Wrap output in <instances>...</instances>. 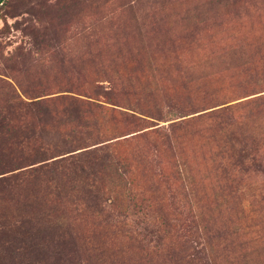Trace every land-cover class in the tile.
Wrapping results in <instances>:
<instances>
[{"label":"rangeland","instance_id":"374dc122","mask_svg":"<svg viewBox=\"0 0 264 264\" xmlns=\"http://www.w3.org/2000/svg\"><path fill=\"white\" fill-rule=\"evenodd\" d=\"M228 2L2 0L0 264H264V0Z\"/></svg>","mask_w":264,"mask_h":264},{"label":"trees","instance_id":"16d2710c","mask_svg":"<svg viewBox=\"0 0 264 264\" xmlns=\"http://www.w3.org/2000/svg\"><path fill=\"white\" fill-rule=\"evenodd\" d=\"M228 4V0H226ZM228 10V11H227ZM226 10V14L229 16L230 14H234L240 18V10L238 12L231 11L230 7ZM245 47L244 45H234L231 47V51L229 53L236 55V54H244L245 53ZM70 104H73V100H69ZM264 104L263 98H255L253 100H249L247 102H244L243 107H260ZM21 105V102H19V106ZM222 106L211 109L205 113H202L201 116L199 115V118L204 119L207 124L211 126H215L216 128L215 131L223 135L225 139V144L224 146L226 147V150L229 151H236L238 144L242 145V148L244 150H248L250 148H254L253 144L255 142V137L251 134H247L246 131H244L243 126H240L241 121L234 119L232 116L234 111L236 110L237 107H241L240 104L235 103V104H227L222 103ZM81 108L83 107L84 112L80 115L79 118L83 119L85 112L87 113H96V115L100 118L103 119H108L110 121H115L118 119H124L128 120L130 123H137L138 118L135 117L133 114H127L124 112H116L113 108H107L104 106H101L99 104H95L92 102H82L80 103ZM81 111V110H80ZM82 117V118H81ZM90 117H87L84 121L88 126L89 123L87 122ZM188 121V120H187ZM190 121V120H189ZM96 123V122H95ZM183 122H180L177 126L178 128L185 127L188 122H186L185 125H182ZM243 124V123H242ZM173 139V138H172ZM171 139V143L173 142ZM107 158L106 161L102 164V168H109L111 173H115V175L118 177L119 180H122V176L119 173V166L121 165V161L119 159H116L114 156L111 155V153L106 152ZM111 159V160H110ZM111 167V168H110ZM185 179H188V176H185Z\"/></svg>","mask_w":264,"mask_h":264},{"label":"water","instance_id":"95a60500","mask_svg":"<svg viewBox=\"0 0 264 264\" xmlns=\"http://www.w3.org/2000/svg\"><path fill=\"white\" fill-rule=\"evenodd\" d=\"M2 0H0V4H1Z\"/></svg>","mask_w":264,"mask_h":264}]
</instances>
